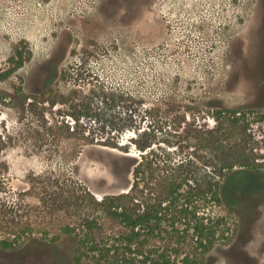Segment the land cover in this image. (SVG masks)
Masks as SVG:
<instances>
[{"label":"rangeland","instance_id":"obj_1","mask_svg":"<svg viewBox=\"0 0 264 264\" xmlns=\"http://www.w3.org/2000/svg\"><path fill=\"white\" fill-rule=\"evenodd\" d=\"M86 82L98 123L122 117L124 91L141 94L152 150L241 171L223 189L228 237L203 264H264V0H0V236L24 237L0 264H96L75 260L66 227L118 228L95 198L128 185L139 150L64 126ZM225 108L244 121L216 120Z\"/></svg>","mask_w":264,"mask_h":264},{"label":"trees","instance_id":"obj_2","mask_svg":"<svg viewBox=\"0 0 264 264\" xmlns=\"http://www.w3.org/2000/svg\"><path fill=\"white\" fill-rule=\"evenodd\" d=\"M21 64V58L14 61L16 67ZM76 87L78 98L65 104L71 112H65L64 126L75 133H85L88 128L89 132L84 134L88 138L86 143L102 146L120 144L124 134L130 146L139 150V156H134L131 179L123 190L95 198L104 216L117 224L116 230L104 231L98 217L87 216L78 232L66 227L69 236L73 235L75 260L89 257L96 264H203L207 253L228 237V215L220 209L225 202L223 189L227 180L241 171L232 170L231 165L216 164L209 157L199 166L193 156L173 160L152 150L150 142L143 139L154 118L146 112L152 110L150 106L143 108L141 94L124 91L120 98L122 117L112 118L110 127L109 122L102 125L87 115L89 109L96 108L87 104L88 95L95 90H87V82L77 83ZM93 89L112 90L102 82H95ZM218 113L219 116H213L216 120L225 117L233 125L245 118V112L236 108L221 109ZM148 117L149 124L143 126L141 121ZM116 119L124 122L125 130H118ZM124 151L130 155L127 149ZM78 200V205H82L83 199H74ZM22 237L18 233L0 236V249L18 247Z\"/></svg>","mask_w":264,"mask_h":264}]
</instances>
